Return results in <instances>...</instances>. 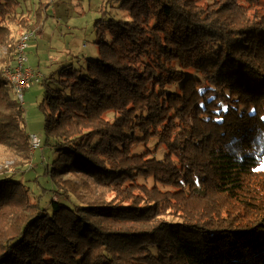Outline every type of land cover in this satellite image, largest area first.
<instances>
[{"label":"trees","instance_id":"trees-1","mask_svg":"<svg viewBox=\"0 0 264 264\" xmlns=\"http://www.w3.org/2000/svg\"><path fill=\"white\" fill-rule=\"evenodd\" d=\"M257 2L121 1L127 17L97 31V59L63 65L56 88L44 81L45 161H36L32 178L30 169L0 172V264H126L133 239L153 264H264V178L256 171L264 158V12L251 7ZM15 4L0 0V44L11 18L31 27ZM2 75L0 145L27 152L23 109ZM73 171L108 186L119 203L78 202L58 183L61 172ZM42 175L48 188L39 186ZM19 191L34 209L16 219ZM127 216L156 217L161 228L128 236L123 256L113 231L129 228Z\"/></svg>","mask_w":264,"mask_h":264},{"label":"rangeland","instance_id":"rangeland-1","mask_svg":"<svg viewBox=\"0 0 264 264\" xmlns=\"http://www.w3.org/2000/svg\"><path fill=\"white\" fill-rule=\"evenodd\" d=\"M122 0H16L15 14L27 19L31 27H23L24 21L11 18L5 24L11 34H7V41L0 44V69L12 64L8 61L9 44L16 40L25 30L32 31L30 38L26 41V66H29L33 73L40 74L39 81L32 80L29 87L23 91L24 117L23 128L30 135H37L43 141L45 130L44 121L50 117L51 106L45 98L47 83L50 88L55 87V77L58 70L66 64L72 63L74 66H84L87 60L97 59L99 56L98 45L95 44L97 31L104 29L109 24L110 18L114 20L126 18L125 11L119 5ZM251 7H257L259 14L264 12V0H258ZM23 19V20H24ZM107 29V28H106ZM104 29V30H106ZM11 97L17 101L15 91H11ZM33 152V155L30 154ZM42 148L28 151L22 147L11 148V146L0 145V172L16 173L19 168L31 170L39 159L42 158ZM45 161V159H44ZM40 171V170H39ZM38 171V173H39ZM258 177L264 178V158L256 167ZM29 178L35 174L26 172ZM47 176L42 175L39 179V186L49 187V182L45 181ZM58 183L75 192L74 199L80 203L97 202L99 205H112L119 203L120 196L115 195L108 186H101L96 181L87 178L82 172H69L59 174ZM57 199V194H54ZM140 195L133 196L134 201H139ZM15 205H18L16 219L25 216L33 211L34 206L29 197L21 191L14 196ZM166 216V215H165ZM128 217V216H127ZM123 221V225L129 228L125 232L118 234L114 232L115 244L122 246L123 240L139 235H158L161 224L156 217L147 220L136 219L135 216L128 217ZM173 218H177L174 215ZM153 227L155 229L151 230ZM133 235V236H132ZM132 240V239H130ZM130 250L133 254L128 256L126 264H153L152 259L142 258L141 251L136 246L138 241L133 239ZM118 245V246H119ZM121 263L123 264L122 260Z\"/></svg>","mask_w":264,"mask_h":264},{"label":"built area","instance_id":"built-area-1","mask_svg":"<svg viewBox=\"0 0 264 264\" xmlns=\"http://www.w3.org/2000/svg\"><path fill=\"white\" fill-rule=\"evenodd\" d=\"M33 32L25 30L17 38L14 50L13 63L3 69V77L8 81L13 91L16 93L17 102L23 104V91L27 89L32 80L39 81L40 74L33 73L29 66H26V41ZM29 145L31 149L40 148L37 135H29Z\"/></svg>","mask_w":264,"mask_h":264}]
</instances>
